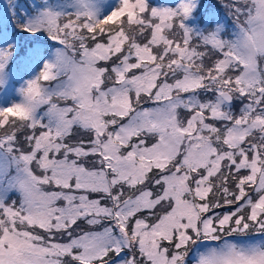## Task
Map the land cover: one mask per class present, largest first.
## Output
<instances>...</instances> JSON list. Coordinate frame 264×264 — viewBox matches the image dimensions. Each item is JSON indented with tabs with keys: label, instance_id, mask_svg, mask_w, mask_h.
<instances>
[{
	"label": "snow or ice",
	"instance_id": "1",
	"mask_svg": "<svg viewBox=\"0 0 264 264\" xmlns=\"http://www.w3.org/2000/svg\"><path fill=\"white\" fill-rule=\"evenodd\" d=\"M0 6V264H264V0Z\"/></svg>",
	"mask_w": 264,
	"mask_h": 264
},
{
	"label": "trees",
	"instance_id": "2",
	"mask_svg": "<svg viewBox=\"0 0 264 264\" xmlns=\"http://www.w3.org/2000/svg\"><path fill=\"white\" fill-rule=\"evenodd\" d=\"M150 2L154 6L159 2H162L163 4L168 3L169 6H175V4L179 2V0H150ZM213 2L214 0H200V8L197 11L200 13L199 16L197 17L198 21H202L205 17H207L208 13L212 11ZM114 3H115V0H112L109 4H114ZM202 5H204L203 8H202Z\"/></svg>",
	"mask_w": 264,
	"mask_h": 264
},
{
	"label": "rangeland",
	"instance_id": "3",
	"mask_svg": "<svg viewBox=\"0 0 264 264\" xmlns=\"http://www.w3.org/2000/svg\"><path fill=\"white\" fill-rule=\"evenodd\" d=\"M112 0H108V2L110 3ZM7 2V0H0V6H3L5 3ZM159 5H168V3H165V4H163L162 2H159V3H157L155 6H159ZM169 6V5H168ZM203 6L204 5H202V8H203ZM206 10V9H205ZM199 12H196L194 15H195V17H196V19H192V20H190V21H188V22H190L191 24H193V25H195V24H197V21H198V16H199ZM204 15H205V13H204Z\"/></svg>",
	"mask_w": 264,
	"mask_h": 264
}]
</instances>
